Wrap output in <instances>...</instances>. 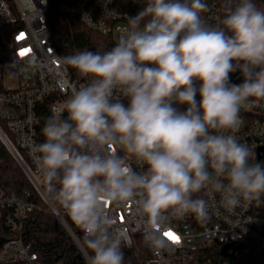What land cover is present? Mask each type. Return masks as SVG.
Segmentation results:
<instances>
[{
	"label": "clouds",
	"instance_id": "9594fccd",
	"mask_svg": "<svg viewBox=\"0 0 264 264\" xmlns=\"http://www.w3.org/2000/svg\"><path fill=\"white\" fill-rule=\"evenodd\" d=\"M206 10L202 0H145L110 50L63 58L90 83L66 117L46 119L33 151L47 194L84 232L85 264H124L111 204L134 205L145 242L161 250L173 220H210L197 194L218 193L229 212L264 198V164L234 135L250 98L264 99V9L238 0L223 27L208 25Z\"/></svg>",
	"mask_w": 264,
	"mask_h": 264
},
{
	"label": "built area",
	"instance_id": "2783aa9c",
	"mask_svg": "<svg viewBox=\"0 0 264 264\" xmlns=\"http://www.w3.org/2000/svg\"><path fill=\"white\" fill-rule=\"evenodd\" d=\"M202 2L207 5L202 18L208 25L219 26L222 0ZM125 3L139 4L145 0H76L72 5L63 6V12L77 16L91 31L109 34L117 43L128 27L127 18L134 17L126 10ZM46 12V0H0V144L15 161L38 200L69 236L85 264L81 242L84 232L66 209L54 206L47 197L38 154L33 151L42 126V107L46 106L49 117H66L67 100L79 87L90 83L88 77L71 78L50 41ZM25 50L26 54L20 55ZM14 61L16 64L6 69ZM10 72L16 74L13 76ZM252 106L260 117L264 115L258 101ZM248 111L250 104L240 111L243 123L234 135L252 149L256 159L264 161V152L260 151L264 148V118L247 122L241 115ZM129 163L134 170H142L134 160L130 159ZM197 195L209 201L210 220L203 225L191 215L173 220L168 231L177 235L179 242L167 239L164 249H153L145 242L146 230L135 216L134 205H109L113 218L110 231L121 240L122 249L134 252L138 264H243L238 252L244 244H253L264 251V198L251 205L242 203L229 212L220 205L218 193ZM37 208L29 191L23 196L0 192V216L6 213L5 228L16 235L2 243L0 264H41L38 254L19 236L24 219ZM224 247L228 249L222 254ZM211 250L218 251L220 256L214 263L206 258Z\"/></svg>",
	"mask_w": 264,
	"mask_h": 264
},
{
	"label": "trees",
	"instance_id": "16d2710c",
	"mask_svg": "<svg viewBox=\"0 0 264 264\" xmlns=\"http://www.w3.org/2000/svg\"><path fill=\"white\" fill-rule=\"evenodd\" d=\"M46 1V25L50 32V41L61 59L65 62L71 78L83 79L85 76L81 75L77 69L69 66L63 58L86 50L104 52L110 50L116 43L109 34L101 35L100 33L91 31L80 23L77 16L63 12V6L72 5L76 0ZM254 2L258 7L264 9V0H254ZM236 3H238V0H222L220 27H223L222 20L226 16L227 9L235 7ZM125 4L126 10L133 13L134 16L145 6V3ZM250 100L252 101L250 111L244 112L241 115L244 120L251 122L252 120L264 118V115L260 117L256 112L257 109L252 106L257 98H250ZM124 103L127 105L128 102ZM174 106L178 107L181 111L187 108L185 107L186 105ZM48 117L47 108L43 106L41 112L42 126L38 134V144L44 141L42 128ZM256 161L264 162L258 159ZM44 185L45 183L43 184V189L47 197L54 206L58 207L60 204L47 194ZM27 191L32 193V200L39 208L28 214L24 219V228L19 233L22 240L30 244L32 250L38 254L41 264H84V260L81 258L69 236L56 218L47 212L46 207L38 200L15 161L0 144V192L23 196ZM5 215L6 213L0 216V248L4 241L16 236L9 233L5 228ZM69 226L78 235L75 227L72 224H69ZM79 239L81 238L79 237ZM81 242L83 244L82 239ZM122 251L124 252V264H136L133 251H126L124 249ZM244 251L246 255L243 258L241 257V261L245 262L244 264H264V251L259 250L253 244H244L240 252ZM206 258L214 263L220 259V256L218 251L211 250Z\"/></svg>",
	"mask_w": 264,
	"mask_h": 264
},
{
	"label": "water",
	"instance_id": "95a60500",
	"mask_svg": "<svg viewBox=\"0 0 264 264\" xmlns=\"http://www.w3.org/2000/svg\"><path fill=\"white\" fill-rule=\"evenodd\" d=\"M230 78H231V83H234V84H240L243 82V76L241 74L240 71H235L233 73H230ZM197 99V98H196ZM198 101V99H197ZM187 107V105L185 106ZM260 151L264 152V148L261 149ZM228 249V247H224L222 248V254Z\"/></svg>",
	"mask_w": 264,
	"mask_h": 264
},
{
	"label": "snow or ice",
	"instance_id": "6c2138e0",
	"mask_svg": "<svg viewBox=\"0 0 264 264\" xmlns=\"http://www.w3.org/2000/svg\"><path fill=\"white\" fill-rule=\"evenodd\" d=\"M26 52H27V50H25V51H23V52H21L20 53V55H25L26 54ZM122 218V217H121ZM164 236L167 238V239H169V240H171V241H173V242H179V237L177 236V235H175L172 231H166L165 233H164Z\"/></svg>",
	"mask_w": 264,
	"mask_h": 264
},
{
	"label": "rangeland",
	"instance_id": "374dc122",
	"mask_svg": "<svg viewBox=\"0 0 264 264\" xmlns=\"http://www.w3.org/2000/svg\"><path fill=\"white\" fill-rule=\"evenodd\" d=\"M0 36L2 37V32H0ZM196 98L199 101V99H200L199 94H197ZM257 101H258V104L261 106L262 110L264 111V99H258ZM238 254H239V256H241L243 258L246 255V252L245 251L240 252V253L238 252ZM135 261H136V264H138L137 263L138 261L137 260H135ZM242 263L244 264L245 262H242Z\"/></svg>",
	"mask_w": 264,
	"mask_h": 264
},
{
	"label": "crops",
	"instance_id": "0c3cea01",
	"mask_svg": "<svg viewBox=\"0 0 264 264\" xmlns=\"http://www.w3.org/2000/svg\"><path fill=\"white\" fill-rule=\"evenodd\" d=\"M258 100V99H257ZM257 100L255 102H257Z\"/></svg>",
	"mask_w": 264,
	"mask_h": 264
}]
</instances>
